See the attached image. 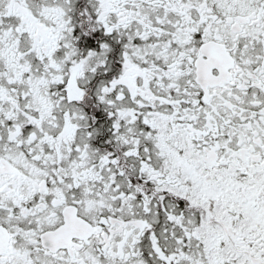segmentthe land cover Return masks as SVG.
I'll use <instances>...</instances> for the list:
<instances>
[{"label":"snow or ice","instance_id":"1","mask_svg":"<svg viewBox=\"0 0 264 264\" xmlns=\"http://www.w3.org/2000/svg\"><path fill=\"white\" fill-rule=\"evenodd\" d=\"M0 264H264V0H0Z\"/></svg>","mask_w":264,"mask_h":264}]
</instances>
